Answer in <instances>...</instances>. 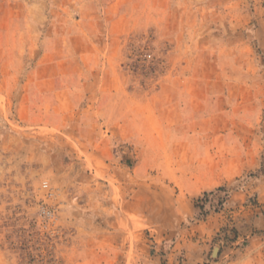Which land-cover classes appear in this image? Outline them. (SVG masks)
Segmentation results:
<instances>
[{"label": "rangeland", "instance_id": "1", "mask_svg": "<svg viewBox=\"0 0 264 264\" xmlns=\"http://www.w3.org/2000/svg\"><path fill=\"white\" fill-rule=\"evenodd\" d=\"M0 264H264V0H0Z\"/></svg>", "mask_w": 264, "mask_h": 264}, {"label": "built area", "instance_id": "2", "mask_svg": "<svg viewBox=\"0 0 264 264\" xmlns=\"http://www.w3.org/2000/svg\"><path fill=\"white\" fill-rule=\"evenodd\" d=\"M43 187H47V182H43ZM45 215H49L50 214V212L49 211H47V210H43L42 211Z\"/></svg>", "mask_w": 264, "mask_h": 264}, {"label": "crops", "instance_id": "3", "mask_svg": "<svg viewBox=\"0 0 264 264\" xmlns=\"http://www.w3.org/2000/svg\"><path fill=\"white\" fill-rule=\"evenodd\" d=\"M197 185H199V187L200 186H203L204 187L205 186V183H197Z\"/></svg>", "mask_w": 264, "mask_h": 264}, {"label": "bare ground", "instance_id": "4", "mask_svg": "<svg viewBox=\"0 0 264 264\" xmlns=\"http://www.w3.org/2000/svg\"><path fill=\"white\" fill-rule=\"evenodd\" d=\"M215 251H216V248L214 249V252H213L214 255H215Z\"/></svg>", "mask_w": 264, "mask_h": 264}]
</instances>
